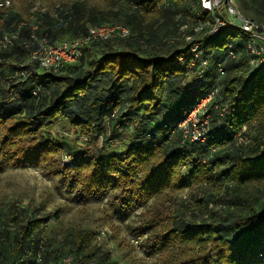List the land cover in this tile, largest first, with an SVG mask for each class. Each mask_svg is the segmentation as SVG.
<instances>
[{"label": "trees", "instance_id": "16d2710c", "mask_svg": "<svg viewBox=\"0 0 264 264\" xmlns=\"http://www.w3.org/2000/svg\"><path fill=\"white\" fill-rule=\"evenodd\" d=\"M124 2L129 12L122 18L118 12L75 0L36 26L0 8V42L3 37L11 40L6 48L0 44V162L64 177L80 196L103 198L116 192L113 203L125 210L206 184L213 177L235 183L237 189L261 188L257 193L263 197L264 141L250 129L255 123L264 132V67L248 73L241 52L226 61L223 75L218 73L215 65L224 60V46L237 38V31L225 27L215 38L209 36L212 17L199 0ZM179 12L189 14L191 24L197 19L209 23L200 34L187 32L190 46L197 45L200 56L209 60L202 76L179 63L189 50L179 31L171 41L168 37L188 23L185 16L175 21ZM146 16L161 22L160 32L146 26ZM255 18L249 19L263 21ZM111 23H122L130 32L128 38L94 42L82 49L76 63L57 72L30 63L40 39L53 44ZM189 76L197 86L185 85ZM216 88L206 142L187 143L179 124ZM131 121L133 133L120 153L113 148L76 153L64 140L47 135L54 125H66L90 143L108 127L112 141ZM240 133L246 141L237 142V151L231 152ZM224 147L229 150L218 155ZM64 155L69 163L63 162ZM215 163L225 169L215 173ZM248 207L244 215L193 221L171 217L163 205L155 204L136 234L144 238L155 264H264V208ZM20 216L13 221L19 222ZM43 224L42 219L24 218L14 246L0 237V264H52L44 250ZM66 245L76 264H116L110 251L93 244L89 229L70 234Z\"/></svg>", "mask_w": 264, "mask_h": 264}, {"label": "rangeland", "instance_id": "374dc122", "mask_svg": "<svg viewBox=\"0 0 264 264\" xmlns=\"http://www.w3.org/2000/svg\"><path fill=\"white\" fill-rule=\"evenodd\" d=\"M8 1L10 2L8 9L11 13L17 14L22 23L36 26L43 23L46 17H55L59 9L71 5L75 0ZM82 1L87 7L96 10L118 12L121 18L129 12L124 0ZM233 3L245 17L253 19L260 17V20L264 21V0H233ZM184 18L188 20V25L192 23L189 14L183 12H179L175 21ZM157 22L156 18L150 16L145 18L146 26L150 30L160 32L163 27L161 22ZM1 24L0 20V26ZM110 25L122 26V23ZM178 31L180 33L179 29L175 35L173 33L167 35L170 41L176 37ZM193 80L194 78L189 76L185 85L197 86ZM132 124L133 121L130 124L126 123L112 141H108V127L90 143L83 139L79 131L66 125H54L48 130L47 135L49 138L64 140L76 153L84 149L96 152L112 148L120 153L128 136L133 133ZM262 130L254 123L250 133L253 136L260 135L264 141ZM235 143V148L231 152L237 151V138ZM228 148H222L218 155L223 156ZM62 158L64 163L71 161L68 156L64 155ZM223 169L224 166L218 167L216 163L213 164L215 173ZM203 184H196L171 197L150 201L139 208L125 210L113 203L116 192H110L103 198L80 196L76 189L72 190L71 183L64 177L47 176L44 170L38 167L14 168L0 162V237L5 238L9 246H14L13 237L18 231L19 222L24 218L42 219L44 250L53 258L52 264H76L71 260L73 256L66 245V239L70 234L86 229L91 231L94 245L110 251L114 263L155 264V258L148 255L143 245L144 238L136 234L143 223L145 213L153 210L155 204L163 205L167 215L171 217L193 221L212 219L215 216L225 218L234 214L244 215L249 213L248 205L257 210L264 208V193L263 197H259L257 193L261 189L259 187L237 189L235 183L222 177H213L208 183ZM18 215H21L18 217L19 222L13 221ZM3 259L0 257V262Z\"/></svg>", "mask_w": 264, "mask_h": 264}, {"label": "built area", "instance_id": "2783aa9c", "mask_svg": "<svg viewBox=\"0 0 264 264\" xmlns=\"http://www.w3.org/2000/svg\"><path fill=\"white\" fill-rule=\"evenodd\" d=\"M200 7L212 17L213 24L208 30V35L215 38L219 31L225 27L237 31V38L227 41L224 46V60L216 63V69L223 75V68L227 60L235 59L243 52L248 73L257 71L264 67V21L256 22L243 16L235 7L233 0H199ZM10 6L8 0H0V8L6 9ZM209 27V23H202L200 19L196 24H185L180 27L179 36L183 42L189 45L188 52L179 58V63L189 69H194L196 74L202 76L209 65V60L199 54L197 45H191L192 36L187 32L193 31L196 35ZM130 35L129 30L123 26L104 24L90 27L87 33L75 39H63L50 44L45 38L37 41V48L29 55L30 63L45 72H57L65 65L76 63L82 56V49L94 42L105 41L113 38L126 39ZM34 38V36H32ZM1 48L11 44L9 37H3L0 42ZM24 75V73H22ZM218 93L213 89L207 93L195 105L179 128L183 133L185 141L189 144L206 142L209 132V105ZM245 133V129L242 131ZM237 135V142H245V138Z\"/></svg>", "mask_w": 264, "mask_h": 264}]
</instances>
